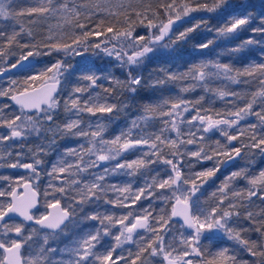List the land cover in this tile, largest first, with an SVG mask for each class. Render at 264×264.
<instances>
[{"label":"snow or ice","instance_id":"obj_1","mask_svg":"<svg viewBox=\"0 0 264 264\" xmlns=\"http://www.w3.org/2000/svg\"><path fill=\"white\" fill-rule=\"evenodd\" d=\"M12 3L13 0H0V21L14 20L17 15H27L34 20L57 17L70 29L80 31L78 34L71 31L70 38H66L68 33L53 34L50 28L40 42L30 39L19 43L18 37L22 32L28 37H32V33L25 32L23 27L16 31L12 26H9L12 30L7 31L0 23V78L5 81L0 83V98L14 102V105H0V128L6 130L0 133V168H20L30 173L11 181L5 190L0 191V264H145L149 258H155L152 264H249V261H239L236 250L230 251L228 247L215 251L206 249L202 241H211L216 233H222L233 241L237 249L259 258L251 264H264V244L242 235L253 230L264 237V213L260 214V227L248 229L240 226L238 209V204L244 206L245 200L249 204L254 203L253 197L264 201V170L251 176L244 170L230 173L217 189L221 195L214 206L205 207L201 195H198L222 165L241 157L242 148L259 149V153L264 155V60L250 62L237 69L230 62L207 59L208 53L204 51L212 48L219 39H235L241 32L250 31L254 35L228 48L227 54L238 56L247 46L258 45L264 56V11L256 16L251 11L253 6L234 4L231 0H181L179 4L176 0H169L161 3L157 11H151L150 7L140 10L131 0H116L115 10L108 7L100 9V5H96L93 10L86 11V21H90L92 16L97 17V21L90 25L79 19L81 12L77 0H38L36 5L19 11L11 7ZM197 12L219 13L217 19L221 23L205 28L211 17L186 19ZM104 15L113 17L116 23L105 26ZM161 15L164 19H160ZM120 16H123L122 21L118 19ZM174 25H178L175 30ZM136 26L150 31L147 39L135 33ZM197 29L214 33L213 38L195 44L191 56L199 59H194L185 71L161 67V74L149 86L162 88L170 82L187 81L182 92L200 88L219 99L231 97L229 102L234 107L223 113L214 112L210 107H198L204 100L203 95L195 101L187 98L161 99L157 103L146 104L125 130L106 137L105 133L115 119L113 114L118 116L127 106L119 104L117 97L124 91L135 97L138 87L149 83L145 81L142 84L141 69L145 63L160 60L167 64L176 59L177 46L182 41L195 39L191 34ZM108 33L112 34L108 41L88 42L89 37ZM113 41L111 47H101L102 43L107 45ZM13 45L25 51L9 64L8 58L16 52ZM89 48L114 58L117 66L125 70L127 79L120 81L111 73L104 75L105 70L96 68L87 59L78 61L80 66L71 70L73 66L66 62L67 57H84ZM40 56H54L55 62L35 72L30 58ZM21 69L27 73L22 84L6 75ZM69 75L74 77V81L71 87L65 85L62 89L61 78ZM37 79H50L51 83H46L41 89L30 90V82ZM217 81L221 82V87L212 86ZM253 81L259 87L250 90L247 98L240 91L228 90L230 84L246 85ZM65 94L62 105L65 119L61 125L55 123L54 117L61 107V96ZM242 100L244 103L241 105L239 102ZM189 112L192 114L186 117ZM85 114L95 119L85 120ZM248 116L259 119L261 133L257 136L253 132L247 140L240 141V146H235L232 142L246 134L238 127L240 121ZM157 120L164 127L158 131H147L149 122ZM45 124L48 125L46 129ZM248 127L254 130L257 125ZM232 129L236 131L231 132ZM44 132L58 134L61 139H78L80 143L66 147L46 171L49 179L42 195L45 207L56 211L39 214L32 209L36 208L41 196V154H46L50 148L42 144L35 150L28 148L30 162L23 159L24 152H16L13 157V152L8 149L24 148L30 138H40ZM210 132H219L226 140L224 144L216 140L215 147L205 151ZM9 141L13 143L9 144ZM55 142L54 135L51 143ZM188 145L195 147L188 148ZM165 148L169 151L166 152ZM126 153L138 155L132 160L121 159ZM185 160H188L187 166ZM204 161H213V166L190 171L195 164ZM158 164L167 167L151 169L152 165ZM142 169L155 171L156 175L135 189L130 180L121 184L111 179L143 175ZM161 171L165 174L161 175ZM236 178H243L250 185L246 193L235 189L229 192L230 183ZM0 179L8 180L9 177ZM110 193L114 194L113 198H109ZM213 196H216L215 192ZM242 196L245 199L231 198ZM153 197L163 201L160 211L155 214L150 210L151 206L142 214L129 211L119 216L95 209L86 210L100 201L112 207L134 209L141 198ZM245 215L257 222L253 212L248 211ZM91 221L96 222L91 225L92 231L77 234L62 248L57 245V238L65 235L70 225ZM174 223H179L184 231L179 232V239L173 235L166 240L173 232L170 225ZM144 232L150 235L145 237ZM105 238H110L111 242L102 246ZM125 244H135V251L128 249L127 255L118 252Z\"/></svg>","mask_w":264,"mask_h":264},{"label":"trees","instance_id":"obj_2","mask_svg":"<svg viewBox=\"0 0 264 264\" xmlns=\"http://www.w3.org/2000/svg\"><path fill=\"white\" fill-rule=\"evenodd\" d=\"M124 2H128V0H124ZM169 0H131V3L139 8L140 10H146L149 7L151 8V11H157L158 6L161 3H168ZM177 4L181 3V0H176ZM198 2H211V0H198ZM234 4H248L253 6L251 8V11L254 15L259 16L261 11H264V0H231ZM38 3V0H13V3L11 7L15 11H19L21 8H28L31 6H34ZM77 3H80V12L81 15L79 19L81 21H86V11H91L95 8L96 5H100V9H104L105 7H108L111 10H115L114 5L116 3V0H77ZM162 12V10H160ZM219 13H206V12H197L192 13L188 18L191 19L192 17H201V16H208L211 17L207 21V25L204 27L207 28L208 26L216 27L221 23L220 19H217ZM105 19V26H107L109 23L115 24L116 21L111 16L104 15ZM119 20H123V16H120L118 18ZM160 19H164V16L161 15ZM97 21L96 16H92L90 21H86L87 23L94 24ZM5 28L4 30L11 31L12 28L9 26H12L15 28L16 31H20L21 27L25 30V32H31L32 37H28L24 32L21 33V35L18 37L19 43H24L30 39H34L36 42H40L47 34L48 30L51 28L53 34L58 35H65V33H68V36L66 38H70L71 31L79 33L80 30L78 29H70L69 25L65 23L63 20H60L57 17H52L47 20L43 19H33L32 17H29L27 15L25 16H16L14 20H6V21H0ZM75 23V21H73ZM258 23V21H257ZM119 27V25H117ZM155 31V30H152ZM135 33L144 35L147 39L150 35V31L144 27L136 26L135 27ZM111 33H108L106 35H100V36H93L89 37V43H92L93 41H108V37L111 36ZM195 39H189L188 41H182L177 46L178 52H177V58L171 60L167 64H164L160 60H153L150 62H146L143 68L141 69L143 80L142 84H144L145 81H148V84H145L144 87L140 88L138 87V91L135 94V97H133L130 93L127 91H124L122 94H120L117 97V102L121 105L126 104L127 106L123 108V110L119 113L118 116L114 113L113 116L115 117L114 122L109 126L107 132L105 133L106 137H112L113 135L117 134L121 130H125L130 123V120L133 117H137L141 114L144 106L149 103H157L161 99H176V98H187L189 100L195 101L198 97L201 95L204 96V100L201 102V105H198V107H210L214 112H226L227 110H230L234 105L230 103L231 97L225 98V99H219L217 97L212 96L211 94L204 93L202 89L197 88L195 90H190L187 93H184L181 91L182 87L186 86L188 83L187 81H175L170 82L169 84H166L162 88L157 87H151L149 86L151 81L155 79L157 76H159L160 68L165 67L171 71H185L187 70L189 64L194 59L191 56L192 50L195 46V44L200 40L205 39H211L214 36L213 32L204 31L201 32L200 29H197V32L191 34ZM254 34L250 31H244L239 34V36L235 39L225 40V39H219L216 41V43L212 46L210 49H205L204 51L208 53L207 59H219L223 63H231L235 68L242 69L244 66H246L248 63H259L261 60H264V56L261 55V48L258 45H250L247 46L246 50L239 54L238 56H229L227 54V49L235 46L237 44H241L243 41L247 40L249 37H252ZM256 38H259L258 36ZM113 42H109L107 45L101 44V47H111ZM13 47L16 49V52L14 55L8 58V63L11 64L14 62L19 54L22 51H25L24 49H20L16 47V45H13ZM56 56V54H54ZM54 56H40L36 57L37 64L34 67V70L39 68L42 64H50L54 63ZM58 58V57H57ZM87 59L92 65H94L98 69L105 70L104 75H111L115 76L116 79L120 81H125L127 79L125 70L117 66V62L114 58L106 56L104 53H101L98 49H92L89 48L87 52L85 53L84 57H67L66 62L70 63L73 68L71 70H75V68L79 67L78 61H84ZM70 70V71H71ZM27 73L24 71L18 73L9 75L11 77L17 78L19 81L23 82L25 76ZM62 83L61 88H65V85L68 87H71L74 77L72 76H66L62 77ZM249 80H252L253 78H246ZM50 81V80H44L41 79L39 81H31L30 82V88L37 86L43 82ZM5 81L3 79L0 80V83H4ZM227 83V82H225ZM108 86V85H105ZM213 87H221V82L217 81L215 84L212 85ZM259 87V84L255 81L249 84H230L228 87L229 91L237 90L240 91L242 95H244L246 98L249 95L250 90H255ZM66 98V94L61 96V107L58 110V114L54 117V121L57 124H61L64 122L65 119V113L63 110V101ZM9 104L14 105L11 100L7 98H0V105L3 104ZM241 105L244 103V101L239 102ZM259 103V101H258ZM256 106H254L255 108ZM9 112H11V109H8ZM192 113L189 112L185 114V116H190ZM95 119L94 117H89L88 114L84 115V119ZM167 119V118H164ZM251 124H256L257 128L254 130L248 129V126ZM260 121L256 116H248L246 119L240 121V125L238 127H241L245 130L246 134L248 133L249 136L255 132L257 136L260 135L261 129L259 127ZM161 127H164V124L157 120V121H151L148 124L147 131L153 132L158 131ZM6 130L3 128H0V133L5 132ZM231 132H235L236 129L230 130ZM166 135V134H165ZM56 136V142L54 144L51 143L52 137L49 135H46V139L42 142V145H45L50 148L49 151H47L46 154L42 153L41 158L43 160L42 164V170L40 173V180H39V190L41 192V206L44 201V197L42 195L43 191L47 189V182L48 177L46 175V171L49 169V167L57 160L60 153L63 152V150L66 147L75 146L77 144V141L75 139H61L59 135ZM210 139L207 140V144L204 145L205 151H209L210 148L215 147V141L219 140L221 144L225 143L226 138L222 136L219 132H210L207 134ZM248 136H241L240 140L233 141L232 144L235 146H240V141L247 140ZM244 139V140H242ZM9 144H12V141L8 142ZM30 144L26 142L24 148H16L13 147L11 149H8L9 151L13 152V157H15L16 152H24L25 156L23 159L27 162H30L28 160V153H27V146L29 147ZM243 151H248V149L242 148ZM258 152V156L255 159V163L253 165L248 166V168L244 165H232V166H225L224 168H220V171L216 173V176L212 177L208 180V182L205 184L204 187V193L203 198L208 199L213 204H216L217 198L221 195L217 191V189L220 187V185L225 181V178L232 172L235 171H241L244 170L247 175H258V173L264 169V155H261L259 153V149H255ZM165 151H169V149L165 148ZM136 153H126L124 157L121 159L127 158L129 160H132L134 158H137ZM9 159H12L10 157ZM167 166L158 164V165H152L151 169H164ZM99 171V170H97ZM142 173H145L143 175H137L135 177H112L111 179L113 181H119L121 184L127 183L129 180L132 183L133 189L137 188L138 186H143L145 181H148L151 179L152 176L156 175L155 171H149L147 169H142ZM163 171H161L162 173ZM160 173V174H161ZM30 173L27 170L16 168H0V177L7 176L9 177L8 180L0 179V191L5 190L9 183L11 181H14L21 176H28ZM163 175V173H162ZM250 187V185L247 184V181L243 178H236L230 183L229 192H231L233 189L237 191H241L246 193L247 189ZM216 193V196H213V193ZM114 194L110 193L109 198H113ZM232 199L236 200H242L245 199L242 197H231ZM254 203L249 204L245 200L244 206H240L238 204V209L241 213V218L239 221L240 226L248 228V229H255L257 227H260V223L258 222L260 219V214L264 213V201L256 200L255 197L252 198ZM63 203V202H62ZM228 201L225 200V204H227ZM149 206H151L150 210L153 211V214L158 213L160 211V208L163 206V201H157L155 197L152 199H144L141 198L139 202L136 203V205L133 208H121V207H112L111 205L105 204L103 201H100L98 205H93L91 208L86 209L87 211H91L93 209L98 210L101 213H107V214H115L117 216L133 211L134 214H142L144 209H149ZM248 211L253 212L254 214V220L257 222L254 223L253 221L249 220L246 217V213ZM82 215V214H81ZM79 219V217H77ZM235 219V218H234ZM96 222L91 221L87 223H81L76 225H70L68 228V231L65 235L59 236L60 242L57 243L59 247H64L65 244H67L71 239H73L77 234L83 233L87 234L88 231H92L91 225L95 224ZM27 231V229H26ZM115 231V229H113ZM145 237H148L150 234L147 232L143 233ZM139 235V233H137ZM245 237L251 239L252 241L257 242L258 244H264V237L260 235V233L250 230L242 233ZM135 239V237H134ZM109 240V241H108ZM105 242H111L110 238H105L102 241V245L105 244ZM202 244H204L205 248L210 251H215L221 247H228L230 251L236 250L237 259L239 261H249V264H251V261L258 260L257 257H252L248 253L237 249L235 246V243L229 239L226 238L225 235L222 233H216L213 236V239L211 241H202ZM132 249L133 252L135 251V244H125L122 246L121 249H118V252H122L123 254L127 255V250ZM140 264V262H138ZM145 264H147L145 262Z\"/></svg>","mask_w":264,"mask_h":264},{"label":"rangeland","instance_id":"obj_3","mask_svg":"<svg viewBox=\"0 0 264 264\" xmlns=\"http://www.w3.org/2000/svg\"><path fill=\"white\" fill-rule=\"evenodd\" d=\"M181 30H183V29H181ZM51 64V63H50ZM50 64H42L39 68H37V69H35L34 71L35 72H38V71H42L43 69H45L46 67H48ZM51 73H49L48 74V76L49 77H51ZM17 79V78H16ZM18 80V79H17ZM39 80H41V79H37L36 81H39ZM48 80H50V79H48ZM19 81V80H18ZM51 81V80H50ZM21 84H22V82L21 81H19ZM135 117H133L132 119H134ZM89 118H87V119H85V120H88ZM131 119V120H132ZM131 120H130V122H131ZM63 123H61V125H62ZM130 124V123H129ZM48 127V125L47 124H45L44 125V128L46 129ZM248 129H249V127H248ZM246 133V132H245ZM46 135H49L50 137H52L53 138V136L54 135H57V134H55V133H52V132H44V134H43V136L42 137H40V138H37V137H32V138H30L28 141H27V143L28 144H30L29 145V147L27 146V149L28 148H32L33 150H35L36 148H37V146L38 145H41L42 144V142L46 139V138H44V137H46ZM166 135H167V133H166ZM245 137H249V134L247 133V134H245L244 135ZM51 138V139H52ZM76 141H77V144L76 145H78L79 143H80V140H78V139H75ZM242 140H244V139H242ZM188 148H194L195 147V145H188L187 146ZM26 149V150H27ZM257 156H258V152H257V150H255V149H252V150H249L248 149V151H241V157H236L235 158V160H233V161H231V163H228V164H225V165H222L221 166V168H224L225 166H232V165H244V166H246L247 168H248V166H250V165H253L254 163H255V159L257 158ZM135 159V158H134ZM184 163H185V166H187V164H188V160H185L184 161ZM213 166V161H204V162H202V163H199V164H195L194 165V167L193 168H191V170L190 171H192V172H195V171H199V170H203V169H206V168H208V167H212ZM187 170V169H186ZM262 170H264V169H262ZM163 173V175L165 174L164 172H162ZM162 173H161V175H162ZM204 187H205V184H204V186H203V188L201 189V193H198V195H201V201H202V204L205 206V207H211V206H214L215 204H213L211 201H209L208 199H206V198H203V193H204ZM49 200H51V197H49L48 198ZM46 209V207H45V203H43L42 204V208H41V211L43 210H45ZM170 227H172L173 228V232H171V233H169V235H168V237H166V240H168L171 236H173V235H176L177 236V239H179V232H182V231H184V229H182L181 227H180V224L179 223H174L173 225H170ZM185 234H187V233H185ZM109 241V240H108ZM58 242H60V238L58 237L57 238V240H56V243H58ZM110 243V242H109ZM106 244H108V242H105V244H103V245H106ZM102 245V246H103ZM118 251V250H117ZM153 259H155V258H149L148 260H146L145 262L147 263V264H152V260Z\"/></svg>","mask_w":264,"mask_h":264},{"label":"water","instance_id":"obj_4","mask_svg":"<svg viewBox=\"0 0 264 264\" xmlns=\"http://www.w3.org/2000/svg\"><path fill=\"white\" fill-rule=\"evenodd\" d=\"M180 22H178V24H179ZM178 25H174L173 27H174V30H175V28L177 27ZM31 60H32V64L35 66L36 64H37V60L35 59V58H30ZM22 71H24L23 69H21L19 72H17L16 70H13L11 73H8V74H6V75H13V74H18V73H20V72H22ZM1 79H3V78H0V80ZM46 83H51V81H46V82H43V83H41V84H39V85H37V86H34V87H32V88H30V90H33V91H35V90H37V89H41ZM13 104H14V102L13 101H11ZM20 191L21 192H23V189L21 188L20 189ZM40 199H41V197L39 198V200H38V203H37V206H36V208H34V209H32V211L33 212H36V211H38V209H39V207H40ZM56 210L55 209H46V212H55ZM37 228H39V226H36ZM42 231H48V230H42Z\"/></svg>","mask_w":264,"mask_h":264},{"label":"flooded vegetation","instance_id":"obj_5","mask_svg":"<svg viewBox=\"0 0 264 264\" xmlns=\"http://www.w3.org/2000/svg\"><path fill=\"white\" fill-rule=\"evenodd\" d=\"M41 208H42V206H41V199H40V207H39V209H38V211H36V212H38L39 214H44V213H46V209L43 211H41Z\"/></svg>","mask_w":264,"mask_h":264}]
</instances>
